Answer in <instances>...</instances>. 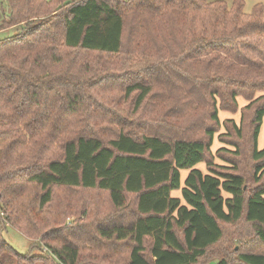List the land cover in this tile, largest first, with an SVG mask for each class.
<instances>
[{
  "label": "trees",
  "instance_id": "obj_1",
  "mask_svg": "<svg viewBox=\"0 0 264 264\" xmlns=\"http://www.w3.org/2000/svg\"><path fill=\"white\" fill-rule=\"evenodd\" d=\"M244 10V0H0V33L12 31L0 39L1 223L46 250L21 255L0 234V264H122L126 253V264H200L223 240L222 225L241 222L263 250L238 263L264 264V60L231 56L255 53L246 40L264 39V7ZM105 58H121L123 72L112 74ZM113 91L136 93L138 113L152 101L163 115L150 126H160L129 130L101 96ZM239 97L255 107L253 188L236 162L211 156L217 100L231 110ZM94 107L119 118L105 136L92 123ZM188 112L198 116L188 126L170 120ZM59 189L107 194L111 210L69 227L64 213L37 219Z\"/></svg>",
  "mask_w": 264,
  "mask_h": 264
},
{
  "label": "rangeland",
  "instance_id": "obj_2",
  "mask_svg": "<svg viewBox=\"0 0 264 264\" xmlns=\"http://www.w3.org/2000/svg\"><path fill=\"white\" fill-rule=\"evenodd\" d=\"M75 3L78 0H73ZM245 2V13H251L252 9L256 5H261L264 7V0H244ZM17 30V29H16ZM10 32L0 33V39H3L9 35ZM248 45L252 46V49L255 50V53L251 52V47H247L245 50L241 48L235 49L231 56L241 55L244 62H257L261 63L264 59L261 56L264 54V39L263 38H249L246 40ZM245 44V43H244ZM261 49V50H260ZM91 61L97 60L98 58L94 55L85 56L84 59ZM121 58L114 59H102V62L105 64H110L112 74L118 75L123 72ZM118 81V80H116ZM121 83V81H118ZM101 96L107 99L109 106H112L117 112L121 114V118L128 123L129 130L136 131L140 133H147L146 130H150L149 133H153L157 129L159 124L150 126L151 122L159 121V118L163 115L160 109H155L152 101H147L145 106L139 111L136 110L135 98L136 93L133 94L129 99H123V94L118 91H113L112 93L101 92ZM260 94L256 95V98ZM100 97V100H102ZM238 106L232 108L231 110H223L220 105V100H217L219 108V119L221 126L218 129L211 147V156L214 159V162L219 165H225V161L222 158L229 159L230 161L236 162V165L239 171L245 176L250 188L255 186L253 180V174L255 172L254 165L255 163L251 159L252 153V123L251 119L254 116L255 107L251 109H246L249 106V101L243 97L237 99ZM93 118L92 123L95 125V130L101 131L103 136L109 133L112 126V120L118 118L116 115L113 117H107L104 119V116L107 115L106 110L94 107L92 109ZM104 115V116H103ZM197 115L188 112L181 119H170L174 124L179 125V123H184L188 126L189 122L193 123L194 119H197ZM119 119V118H118ZM229 121V122H228ZM225 122L226 125H222ZM231 122H234V126ZM238 128L242 130V137L238 135ZM81 129V127H80ZM79 129V130H80ZM85 131L90 132V129L83 128ZM105 132V133H104ZM194 133V136L199 135L197 132ZM200 136V135H199ZM232 143L237 144V146L231 145ZM264 148V125L261 129V135L259 139V149ZM226 149V151L219 153L218 151ZM228 151V152H227ZM237 152L236 157L234 154ZM198 169L207 173V167L205 164H200L197 166ZM182 181L184 182L188 176L187 171H182ZM172 197L181 198V191H175L172 193ZM111 210L110 203L108 200L107 194H103L97 191L83 190V189H73V190H64L59 189L56 191V198L52 206L44 211L41 215L38 216L39 220H47L49 214H53L55 217L59 214L64 213V216L60 218L65 226H71L74 221L83 218L84 214L92 215L102 214L107 215ZM1 213V210H0ZM1 215V214H0ZM57 218V217H56ZM0 217V234L3 239H5L8 244L19 254L21 255H32V256H46V250L41 252L42 244L37 239V241H32L19 233L16 229L6 226L3 227ZM224 231L223 240L215 246L212 250L209 251L207 256L201 260L200 264H214L221 259H228L231 264H239L238 256L243 253H252V252H261L263 250L262 245L258 242L255 237L254 230L251 225L241 222L239 224H223ZM130 246V244H127ZM43 250V249H42ZM98 257L102 258V254H98ZM95 260L97 258L95 257ZM128 260L127 253L122 259V264H126ZM89 262L94 263L92 260H86L82 264H88ZM13 263L15 264H30L26 261H19V259H14ZM32 264H51L47 260H42L35 258L33 259ZM105 264V263H104Z\"/></svg>",
  "mask_w": 264,
  "mask_h": 264
},
{
  "label": "crops",
  "instance_id": "obj_3",
  "mask_svg": "<svg viewBox=\"0 0 264 264\" xmlns=\"http://www.w3.org/2000/svg\"><path fill=\"white\" fill-rule=\"evenodd\" d=\"M261 135V134H260ZM260 139V138H259Z\"/></svg>",
  "mask_w": 264,
  "mask_h": 264
}]
</instances>
